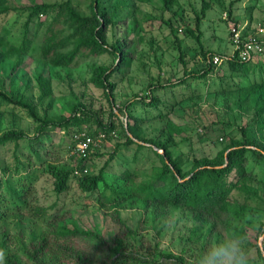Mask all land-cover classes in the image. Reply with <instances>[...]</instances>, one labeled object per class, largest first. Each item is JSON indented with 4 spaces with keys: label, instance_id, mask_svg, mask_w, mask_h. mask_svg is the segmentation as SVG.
<instances>
[{
    "label": "rangeland",
    "instance_id": "1",
    "mask_svg": "<svg viewBox=\"0 0 264 264\" xmlns=\"http://www.w3.org/2000/svg\"><path fill=\"white\" fill-rule=\"evenodd\" d=\"M62 1L64 0L7 1L10 11L0 15V26L3 27L1 32L8 30L7 38L13 45H21L25 38L31 42L27 54L20 57L15 54L0 62V90L14 100H28L39 117L51 120L71 115L73 107L81 103L86 112L77 109L76 115H81L82 112L88 115L90 120L85 126L93 129L96 127L95 119H99L103 124L109 120L111 107L105 92L89 82L91 67L97 64L112 65L113 55L104 53L94 57H83L75 66H53L41 58L40 48L45 28L51 21L54 11L42 13L27 26L25 24L30 12L27 9L29 5ZM207 1L212 3V6L201 22L203 31L201 41L206 50L216 54L212 61L218 66L201 80L188 79L183 85L177 84L156 90L154 93L162 99V104L150 108L136 104L134 109H131L137 120H129L130 124L140 126L141 136L156 138L166 124V112L169 115L172 111L173 122L182 125L184 132L179 139L181 143L172 144L171 149L173 155L179 153L183 155L185 169L191 166V159L194 156H214L228 141L226 135L233 132L237 134L240 126H249L252 123L251 110L243 107L244 111L240 112L237 106L227 105V101L234 98L233 89L260 79V71L257 68L254 74L251 72L248 75L231 76L225 70L224 58L219 55H233L235 50L231 36L233 26L238 27L239 33L242 32L241 40L244 42L264 40V32L261 35L257 33L260 28L264 30V0ZM72 4L80 13H89V0H72ZM103 4L108 6L109 11H112L115 5L119 7L114 16L116 21L134 17L138 22L137 26L131 21L128 25L121 24L109 28L107 34L108 42L126 34H130L133 39L127 48L132 57L129 69L124 76L116 72L111 77L116 83L114 96L118 108H123L127 101L135 97L145 95L150 82L164 84L182 77L185 68L179 59V53L183 54L188 70L206 65L195 41L185 32L187 27H193L195 11H199L201 0H179V4L174 6L175 14L164 12L161 0L145 2L102 0ZM164 19H171L173 30L164 23ZM215 56L221 60L215 62ZM16 58H22L23 62L29 59L30 62L18 69L10 78L9 71ZM250 58L256 61V64L264 63L262 55L253 53L252 57L247 56L244 59ZM37 73H41L50 81L51 93L43 98L40 97L35 80ZM242 90L244 91V88ZM180 99H183V102H179ZM176 101L178 104L171 108ZM115 111L118 117L111 118L116 124L114 130L116 132L104 133L105 139L92 151L88 159V170L97 173L115 150L113 158L105 166L109 177H117L122 170L128 168L139 173L136 182L147 181L151 172L149 169L159 165L160 160L150 147L137 149L135 144H121L124 141L122 125H126L127 118L117 109ZM36 123L24 108L0 98V135L8 129L21 130L26 134V137L16 143L9 141L0 145V198L3 196L9 199L15 195V189L28 184L32 187L36 204L42 205L48 212L47 216L32 218L15 211L16 214L11 213L0 222V236L4 227L11 239L9 247L21 251L25 244L36 239L45 230L46 220L57 211L69 214L70 227L96 229L104 236H109L116 229V224L106 214L105 209L98 206L97 192H81L77 188L76 180H71L69 190L57 193L53 190V179L44 171L47 162L64 165L67 168L73 167L78 158L72 149L70 134L77 132L84 124L70 125L60 130L48 125L46 130L49 132L41 137V146L37 148L38 143H33L31 139L36 132ZM256 129L257 136L264 141V129L259 126ZM117 144L120 146L116 147ZM248 157L253 172L263 176L264 164L252 153H248ZM253 184L256 185L255 182ZM255 203L259 206L256 209H261L257 212L255 209L252 213L251 208ZM112 207L119 209L123 220L132 229L138 230V237L143 236L146 239L145 243L151 248L156 251L182 252L192 262H196L209 244L218 243L225 237L213 238L212 242L208 243L205 229L198 228L191 218L189 209L175 208L166 216L155 218L152 210L145 207L144 201L136 197L114 204ZM249 216L257 218L260 223L264 222V203L249 199V209H246L243 221L248 237L246 247L252 264H264L255 248L258 244L261 253L264 254L262 248L264 232L261 234L262 231L260 232L251 222H246Z\"/></svg>",
    "mask_w": 264,
    "mask_h": 264
},
{
    "label": "trees",
    "instance_id": "2",
    "mask_svg": "<svg viewBox=\"0 0 264 264\" xmlns=\"http://www.w3.org/2000/svg\"><path fill=\"white\" fill-rule=\"evenodd\" d=\"M7 1L0 0V15L10 11ZM161 1L164 12L175 14L174 6L179 4V0ZM211 6L212 3L209 1L201 0L199 11H195L193 27H187L185 30L186 35L195 41L206 65L199 69L188 70L183 54L179 53V59L185 68L182 77L164 84L150 82L145 95L135 97L127 101L123 108H118L114 96L116 83L111 77L116 72L124 76L129 69L132 57L127 48L133 39L130 34H126L108 42L107 34L109 28L121 24L128 25L131 21L137 26L136 19L131 17L116 21L114 16L119 7L115 5L112 11H109L108 6L102 5V0H89L87 14L80 13L72 4V0L29 5L27 9L30 12L25 22L26 26L38 15L54 11L51 21L45 28L40 48L41 58L51 65L75 66L83 57H94L104 53L113 55L112 65L97 64L91 67L89 82L105 92L111 107V117H118L116 109L125 114L127 122L125 126L122 125L124 141L121 144H135L137 149L150 147L159 158L160 164L149 169L151 172L148 174L147 181L136 182L135 179L139 173L128 168L122 170L117 177L108 176L105 166L113 158L115 150L97 173H91L88 170V159L98 146L90 147L83 156L75 153L78 160L71 168L47 162L44 171L53 179L55 192L62 193L69 190L71 180H76L77 188L81 192H97L98 206L105 209L106 214L116 224V229L106 237L96 229L70 227L69 214L65 211H57L46 220L45 230L36 239L25 244L21 251H15L9 247L11 239L3 227L0 249L6 251V264H196L189 261L182 252L156 251L145 243L146 239L143 236L138 237V230L132 229L121 217L119 209L112 207L114 204L134 197L142 199L145 207L152 210L155 218L164 217L175 208L189 209L194 223L199 229H205L208 243H211L213 238L218 239L229 235L235 229H242L245 232L243 221L246 217V209H249V199L264 203V174L258 176L256 172H253L249 166L248 157V153H252L264 164V141L257 136L256 129L258 126L264 129V63L256 64L257 62L251 58H240L238 49H235L231 56L219 55L224 58L225 70L231 76L248 75L251 72L254 74L255 68L260 71L258 81L236 87L232 90L234 98L227 101V105L237 106L240 112L244 111L243 107L251 110L253 120L250 124L252 125L250 129L248 128L250 124L240 126L237 134L228 133L229 135H226L228 141L216 151L214 156H194L188 169L184 168L183 155L180 153L173 155L171 149L172 144L181 143L179 139L184 132L182 125L173 122L172 111L169 115L166 112V124L160 129L156 138L141 136L140 126L129 122L130 119L137 120L132 112L136 104L148 108L162 104V99L154 93L156 90L177 84L183 85L188 79L201 80L216 69L218 64L212 61V57L216 54L206 50L201 41L203 35L201 22ZM164 23L173 30L171 19H164ZM2 28L0 26V62L15 54L19 57L27 54L31 41L25 38L21 45H13L7 38L8 30L1 32ZM29 62V59L23 62L22 58H16L8 76L12 78L18 69ZM35 80L40 90V97L48 96L51 93L50 81L41 73L36 74ZM0 98L21 106L32 120L37 122L35 135L31 137L33 143H38L37 148L41 146V137L49 132L46 130L48 125L60 130L70 125L84 124L79 129L84 128L93 136L114 132L116 128L111 117L105 124L95 119L96 127L93 129L86 127L85 123L90 120V117L83 112L81 115H76L77 109L86 112L81 103L73 107L71 115L51 120L39 117L28 100H14L1 90ZM181 101L183 102V99L179 102ZM177 102L172 104L171 108L178 104ZM24 137H26L25 132L8 129L0 135V145L9 141L16 143ZM71 143L73 149L74 144ZM118 146L120 145L117 144L116 147ZM31 188L30 185L24 184L20 189H15L16 193L11 198L7 199L3 196L0 198V222L15 211L25 217L47 216V209L36 204ZM256 205L257 203L254 204L255 208L252 206V213L259 207ZM263 227L264 222H261V228ZM255 248L264 262V254L261 253L260 246L256 244ZM262 248L264 249L263 245Z\"/></svg>",
    "mask_w": 264,
    "mask_h": 264
},
{
    "label": "clouds",
    "instance_id": "3",
    "mask_svg": "<svg viewBox=\"0 0 264 264\" xmlns=\"http://www.w3.org/2000/svg\"><path fill=\"white\" fill-rule=\"evenodd\" d=\"M254 227L264 232L258 219L246 218ZM248 237L242 229H235L218 243L209 244L199 255L196 264H252L251 256L246 247ZM6 251L0 249V264H6Z\"/></svg>",
    "mask_w": 264,
    "mask_h": 264
},
{
    "label": "built area",
    "instance_id": "4",
    "mask_svg": "<svg viewBox=\"0 0 264 264\" xmlns=\"http://www.w3.org/2000/svg\"><path fill=\"white\" fill-rule=\"evenodd\" d=\"M238 27H232L231 33H232V43L235 46V49L239 50V56L241 58H247L252 57V54H259L264 56V40H251V41H242L241 40V33H239ZM243 29V28H242ZM243 31V30H241ZM264 32L263 29H258V34H262ZM240 45V46H239ZM241 45L242 48H241ZM246 54V57H245ZM221 60L220 57L215 56L214 61ZM105 139L104 133H99L96 136H93L89 134L85 129H79L77 132L72 134L71 140L73 142V151L79 156H83L86 154V152L90 149L92 146H99L101 142ZM76 173H78L77 170H75Z\"/></svg>",
    "mask_w": 264,
    "mask_h": 264
}]
</instances>
